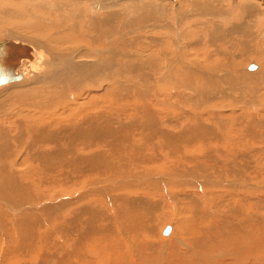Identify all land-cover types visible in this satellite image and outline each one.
Here are the masks:
<instances>
[{"label": "bare ground", "instance_id": "1", "mask_svg": "<svg viewBox=\"0 0 264 264\" xmlns=\"http://www.w3.org/2000/svg\"><path fill=\"white\" fill-rule=\"evenodd\" d=\"M182 1L0 0V114L6 106H15V111H19L4 117L2 123L7 122L9 128L0 127V264L5 259L15 262L24 255L29 260L38 256V235L51 228V221L60 219L58 205L63 213L69 211L71 222L77 217L75 211L86 210L89 218L109 224L106 236L120 238L119 233H113L118 231L117 227L129 230L130 217L134 215H126L117 224L111 212L119 211L122 204L129 210L150 212L154 207L160 208L163 199L155 202L129 194H157L160 190L165 203L179 209L178 216L182 214L179 225L187 226L192 237L208 231L212 222L218 223L219 229L224 228L226 233L233 223L241 222L243 212L235 215L234 210L244 200L235 197L250 196L254 191L264 195V152L260 153L258 165L252 159L258 147L250 145L246 153L239 151L228 162L211 156L220 147L233 153L239 148L237 136L241 140L243 133L251 140L262 139L264 144V121L251 114L258 111L264 115L261 110L262 105L264 108V21H260L264 19V0L243 3L242 0H198L199 3L193 0V5ZM180 2L190 12L184 10L183 17L177 16L178 7L172 8L177 11L176 17L166 12V6ZM219 2L236 10L250 6L258 11L246 15H252L253 20L249 22L246 17L244 25L234 27H228L229 23L224 21H202L201 15L206 12L213 19H229L236 14L224 12L225 7L217 9ZM206 8L210 11L205 12ZM211 9L215 10L213 14ZM193 15L199 17L194 19ZM214 57L220 62L208 69L205 60L212 62ZM243 59L247 61L244 63ZM144 76L153 78L150 93L147 91L151 86ZM160 86L180 94L172 98L173 115L181 122L176 128L183 127L186 118L191 123L180 133L164 130L176 128L168 124L166 117H161L162 109L157 110L156 94L160 93ZM119 91L124 92L120 96L135 109L137 116L134 120L130 117L131 123L140 114L148 118L146 123L152 125L150 131L154 133L149 135L150 145L130 142L132 124H128L126 113L118 111L115 104ZM97 94L107 99L101 103L105 110L97 107L94 96ZM70 115L74 117L72 123ZM247 116L252 120L248 121ZM244 119L248 126L242 133ZM115 122L120 124L117 129ZM208 122L218 124L221 132L208 126ZM226 122L237 133L230 139L224 136ZM213 144L217 146L212 150L209 145ZM201 146L205 148L199 153L185 154L188 149L198 150ZM26 147L33 151L29 158L31 166H37V170L32 169L27 175L17 168V159L26 157L23 150ZM151 147L160 154L144 151ZM68 148L74 150L70 152ZM55 166L64 169L70 177L64 187L50 178ZM70 184L71 189L81 184L83 187L79 192L72 191L69 198H58L52 206L48 194L56 189L68 193L65 188L69 189ZM190 189L193 193L197 189L202 191L205 197L197 193L190 196L187 191ZM25 190L31 191L30 194ZM32 193L35 197L30 196ZM214 197L223 203L222 210ZM197 198L202 203L207 201V205L203 206ZM19 202H25L18 211L21 234L17 232L14 241L3 239V234L8 237L7 230L12 232L6 219L13 218L12 211ZM251 206L244 211H255ZM184 208L190 210L188 215ZM258 209L264 211V204L259 201ZM80 217L83 220L78 231L68 228L62 233L68 241L72 235L76 237L69 247L66 244L58 248L56 254L63 259L47 253L35 264L45 261L76 264L84 257L87 249L84 243L92 242L100 230H95L88 218ZM28 218L32 219L34 229L29 233ZM82 230L87 231L86 236ZM168 230L172 231V226L165 228L166 234ZM47 232L49 239L50 231ZM261 234L259 241L254 237L250 241L252 245H245L244 251L241 250L243 256L247 258L257 243L264 245V227ZM191 237L185 240L190 246ZM199 238L201 243L195 246H212L208 237ZM176 241L177 245L186 246L179 238ZM35 249L38 250L32 256ZM229 250L220 251L218 257L242 255ZM258 251V260L264 262V246H259ZM177 258L168 259L173 262Z\"/></svg>", "mask_w": 264, "mask_h": 264}, {"label": "rangeland", "instance_id": "2", "mask_svg": "<svg viewBox=\"0 0 264 264\" xmlns=\"http://www.w3.org/2000/svg\"><path fill=\"white\" fill-rule=\"evenodd\" d=\"M189 2V5H193L196 3L191 2L193 0H183L182 2ZM198 1V0H197ZM251 2H254L252 0H249ZM180 2L179 5L178 4H173V5H177V6H173L172 7H167V11L168 14H173L172 17L175 15L176 17V13L175 10L173 11L172 8L175 7V9H178L177 12V16H181L183 17V15H185L186 13H184V10H189L188 7H185V5ZM245 2V0L240 1V3ZM199 3V1H198ZM201 5H204V2H200ZM219 5H216L217 9H222L223 7H225L224 12H228L226 10L232 11L235 15H233L232 17H230L229 19L224 18H219V19H213L211 18L209 15H207L206 11H210V9L206 8L205 10V14L201 15L202 21H212V22H216V23H223L221 21L227 22L229 23L226 24L228 27L230 26H236V25H244V19H246L247 17V21H251L253 20L252 15L250 17L246 16L247 14L253 12V11H258V8H252L250 6L246 7V8H240L238 10H236L232 5H227L225 2H219ZM224 4V5H223ZM213 8V7H212ZM232 8V9H231ZM176 9V10H177ZM212 11V9H211ZM213 11H215L213 9ZM212 11V14L214 13ZM183 12V13H182ZM193 13V11H192ZM196 15H193V17ZM199 16L194 17V19H197ZM222 19V20H221ZM183 21H185L183 19ZM260 21H264V19L260 20ZM259 21V22H260ZM258 22V23H259ZM259 28V27H258ZM61 48V47H60ZM134 49H137V46L134 47ZM203 51H205V49L202 48ZM196 54V53H194ZM238 55V54H237ZM200 58V55H199ZM214 61L210 62L207 58L205 60V66L210 69L212 67H215L219 64L220 60L218 58L214 57ZM245 59H243V62L245 63ZM153 65H155V63H151ZM144 78L146 79L147 85H150L151 87L148 89L147 93H150V90L152 89L154 82H153V78L150 80L151 77L148 76H144ZM121 80V78L119 79ZM140 86V85H139ZM161 89L160 93L157 92L156 94V101H157V110H161L162 109V116L166 117L168 119V124L173 126V127H177V123L178 126H181V122L177 121L175 116L173 115L172 112V108H173V101L172 98H175L180 96V94H175L174 91L172 90H168L167 88H163L162 86L159 87ZM252 87H249V90H251ZM163 92H166L170 97L167 98ZM119 95V98L115 100V104L116 107L118 108V111L120 112H124L126 113V118L128 120V124H132V129L130 130L131 132H129L128 134V138H130V142L133 144L134 142H139L140 145H150L151 143V137L153 136V132L150 131L152 127V125H148L146 123V117H144L143 115H138L136 121L134 123H131L130 117L132 116L133 120L136 118V112L134 107L131 105V103L127 104L126 101L124 100L123 96V91H119L117 92ZM155 94V93H154ZM177 95V96H176ZM96 100L98 101L97 103V107H100L102 110H105V108L101 105V103L105 100H107L105 97H100L99 94L94 95ZM71 97V101H72ZM79 101L77 104H73L74 106L78 105ZM18 106V105H16ZM263 105L261 106V110L264 112V108H262ZM4 109V110H3ZM3 111L0 114V127H2V130H6L4 127L9 128V124L6 122V125L3 124L2 122L4 117L6 116V114H14V112L18 113L19 111H15V106H6L3 107ZM161 113V112H159ZM262 113V112H261ZM253 117H258L260 118V121H264V115H259L258 111L257 112H251ZM160 117V118H161ZM74 117H72L70 115V120L71 123L73 122ZM248 121L252 120L251 118H249L247 116ZM80 119L76 120L79 122ZM157 120V126H158V119L156 117ZM234 123L237 124V115L234 118ZM117 122V121H116ZM115 122V129H117L118 125L120 126V124H116ZM119 123V122H117ZM125 120L122 119L121 120V124H124ZM184 126L181 128H176V129H171L169 127L164 128V130H168L172 133H180L182 132L183 129L187 128L191 123L189 122V120L186 118L185 120H183ZM208 126L210 127H214L216 128L218 131L221 132V130L219 129L218 124L216 123H207ZM246 125L248 126L247 120L244 119L242 127H241V131L242 133L244 132V129L246 127ZM225 130L224 132H226V134L224 135L225 138L227 136H229V139L234 136L235 132L232 131L231 129V125L230 122H226L224 125ZM108 128V126L106 127ZM109 130V128H108ZM152 135V136H149ZM149 136V137H148ZM122 138L121 136L119 137V139ZM239 142H236V144H239V148L236 149L233 153H227V149L225 151H222L221 147L219 150H216L211 156L214 158H220L222 159V161L224 162H228V160H230L232 155H238V152H245L246 150L250 149V145H253L254 147H258V152H256V154H252V159H254L257 162L258 165V160L260 158V153L264 152V144L261 143L262 139H258L257 140H251V138L248 135H245V133H243V137L240 140V136H237ZM185 139V138H183ZM150 141V143H149ZM230 142L235 143L233 140H231ZM251 142V143H250ZM187 144V143H185ZM190 144V143H189ZM187 144V145H189ZM240 144H245L240 145ZM118 146H122V147H128V146H124V145H118ZM217 145L213 144V145H209V147L213 150ZM195 147V146H194ZM189 148V146H188ZM205 147H202L198 150L194 149H188V151H185V154L187 155H193L196 153H199L200 151H202ZM23 150L25 151L26 157L23 160L17 159V168L18 171H20L22 174L27 175L29 173V171H31L32 169L37 170V166H31L30 164V160L29 158H32V149L30 147H26L23 148ZM22 150V151H23ZM68 151H73L74 148H68ZM22 151L20 152V154L22 153ZM146 152L153 154H160V152L157 150V148H149L147 150H144ZM147 154V158L150 156V154ZM246 153V152H245ZM141 153L138 154V157L140 156ZM263 154V153H262ZM243 162V160H242ZM72 165V163H70ZM71 167V166H70ZM72 169H76L73 168ZM39 170H41V168H39ZM51 175L50 178L51 179H55L57 181H59L61 183V185L65 186V180H67V178H70L68 176V174L65 172L64 169L55 166V168L53 170L50 171ZM252 171H250L251 173ZM252 176V175H251ZM44 176L42 175V178ZM73 176L71 175V178ZM249 184V183H248ZM63 186V187H64ZM83 187V184L79 185V186H75L74 188L71 189V184H70V188L66 189V191H69L68 193H62L59 189H56L53 193L48 194V202L52 205L55 206L57 203V199L58 198H69V196H71L73 193L72 191L75 192H79L81 191ZM157 188V187H156ZM28 194H30L31 191L29 190H25ZM188 194H190V196H192L193 194H200L202 195V191L198 190L196 191V193H193V189L187 190ZM130 196L135 197L136 199H149V200H153L155 202H159V200L163 199V204L161 205L162 207L160 208H153L150 210V212L148 210H141V209H130L127 208L125 206V209L123 208V205L121 207H119V212L116 209V212H111V214H113V218L114 221L120 222L123 221V219L126 217V215L131 214L134 215V217H130V221H132V224L129 225V230L125 227V230L123 228V231L121 230V228L117 227L118 231L114 232L113 235H117L119 233V236H114L113 239L110 238L111 236H106V234H104L107 231V228L109 226V224L105 223L102 220H95L93 218H89V212L88 211H75V214L77 215L76 219L74 222H71L69 219V211L66 213H63V209L60 207V205H58L59 210L61 211L60 214V219L55 221H51V228L49 229H45L42 230L39 235H38V249L40 248V253L38 254V256H35L33 258H31V260H29L28 257H26L25 255L20 258V260H18V258L16 260H14L15 262H8L10 259H5L4 260V264H35V262H39L40 260H42V256L43 254H47L50 253L54 256L59 257L61 260L63 259L61 255L56 254L58 253V248L61 246H67L69 247L70 245H72L73 243L76 242V237L75 236H71L69 238V241L67 240V238H64V236H62V233L70 228V230H75L78 231L79 230V224L80 222L83 220L80 216H82L83 218H88V220H90L92 222V227L97 230L99 229L100 232H97V236L94 237V239L92 240V242L89 243H84L85 248H87L84 252V257H81V260H77L75 263L76 264H94V262L96 264H264V262H260L258 260L259 257V251H258V247L259 246H264L261 244H256V246L252 249V251L248 254L247 258L245 256H243V254L241 253L242 251H244V247L246 246H250L252 245L250 243L251 239L256 237L258 238V241L262 238V234H261V230L264 227V211L262 209H258V201L262 203V205L264 204V195L263 197L258 194L256 191H254V193L252 195H246V196H236L235 199L239 200H244V204H242V206H240L238 209H235V215H237V213H242V217H241V222L239 223H233L232 226H229V228L227 229V232H224V228L223 230L219 229V225L218 223H214L212 222V224L209 226V230L204 232L203 234L201 233H197L192 235H189L190 230H188L187 226H183V225H179V217L178 216V212L179 209L173 207L169 202L165 203L164 198L162 197L163 194L160 190H158V193L156 194L155 192H151V194H146L145 192L142 194V192H130L129 193ZM63 195V196H62ZM32 197H35L34 193H32V195H30ZM28 196V197H30ZM171 198H173L172 194L170 195ZM204 196V194L202 195ZM199 197V196H198ZM205 197V196H204ZM210 197H213V195L210 194ZM215 198V197H214ZM198 199V198H197ZM199 200V199H198ZM214 201H218L220 203H218V207L220 208V210H222L224 208L223 203L219 200V199H214ZM201 204L203 206L207 205V201L205 203H202L203 201H200ZM23 203L25 202H19L14 210L12 211V215L13 218L10 220L6 219V224L8 222V226L11 228L12 232L10 233L8 230V237H5V235L3 234V239H11V240H15L16 238V234L17 232H20L21 234V226H22V220L21 217L18 214V211L21 209ZM67 204V202H65ZM250 204H252L254 207L253 210L255 211H244ZM113 207H115V205H112ZM82 208H86V206H82ZM192 208V207H191ZM237 208V207H236ZM233 209V208H232ZM185 210V215H188L190 210L187 208H184ZM175 211V212H174ZM97 214H99L98 211H95ZM63 213V214H62ZM176 214H177V218H176ZM102 215V213H100V216ZM15 218L19 219L16 220ZM112 218V219H113ZM29 219V226H28V233L31 232L32 227H33V221L31 218ZM247 221V222H244ZM230 225V224H229ZM118 226V225H117ZM172 226V231H169L168 234H166L164 231L165 228L167 227H171ZM190 227H192L189 224ZM83 229L85 228L82 227ZM146 228V229H145ZM88 230V229H87ZM132 230H135L132 232ZM145 230V231H143ZM49 233V239H48V232ZM98 231V230H97ZM148 231V232H147ZM83 234L86 236L87 235V231H83ZM124 232L125 235L128 236V239L126 238V236L122 233ZM42 233H45L44 236H42ZM89 233V232H88ZM90 234V233H89ZM204 236V237H208V240L211 242V247L210 248H206V247H198L195 246L196 244H200V238L199 236ZM213 236L217 237V240H214ZM191 237V241L192 242V246L188 245L185 240L189 239ZM179 238V240L184 243L186 246H181V245H177V239ZM185 238V239H184ZM48 240L49 242H51L50 244H48ZM45 242V243H44ZM120 243V244H119ZM214 246H213V244ZM195 244V245H194ZM209 244V242H208ZM207 244V245H208ZM209 246V245H208ZM173 247H175L176 249H172ZM181 248V249H180ZM229 248H231V250H237L238 253L242 254V255H238L236 253H232L231 255H228L226 257H218L219 252L224 250V251H230ZM37 249V250H38ZM222 249V250H221ZM32 253V256L35 255L36 251ZM58 250V251H57ZM242 250V251H241ZM162 253V254H161ZM228 254V252L226 253ZM163 255V256H162ZM211 255V256H210ZM213 255V256H212ZM217 255V256H216ZM178 256L179 258H177V260H173L170 261V259H168L169 257H175ZM215 256V257H214ZM25 257V258H24ZM167 257V258H166ZM28 258V259H27ZM257 258V259H256ZM165 259V260H163ZM255 259V260H254ZM29 260V261H27ZM94 260V262H93ZM219 260V261H217ZM222 260V261H221ZM159 261V262H158ZM164 261H168L167 263ZM259 261V262H258ZM91 262V263H90ZM54 261H45V264H53ZM71 263V262H70ZM69 264V263H68ZM74 264V263H72Z\"/></svg>", "mask_w": 264, "mask_h": 264}, {"label": "water", "instance_id": "3", "mask_svg": "<svg viewBox=\"0 0 264 264\" xmlns=\"http://www.w3.org/2000/svg\"><path fill=\"white\" fill-rule=\"evenodd\" d=\"M169 231V230H168Z\"/></svg>", "mask_w": 264, "mask_h": 264}]
</instances>
